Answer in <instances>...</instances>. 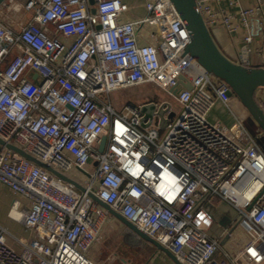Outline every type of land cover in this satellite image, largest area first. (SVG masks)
Masks as SVG:
<instances>
[{
	"label": "built area",
	"instance_id": "built-area-1",
	"mask_svg": "<svg viewBox=\"0 0 264 264\" xmlns=\"http://www.w3.org/2000/svg\"><path fill=\"white\" fill-rule=\"evenodd\" d=\"M91 1L26 0L27 21L5 18L20 8L14 0L0 6V138L85 188L0 145V184L26 200L22 208L16 198L11 214L35 233L18 238L0 226V264H99L86 251L100 240L106 212L89 193L182 264H264L263 131H250L230 87L186 51L190 34L172 0H143L147 13L136 20L125 18L128 0ZM196 1L208 28L247 30L238 60L249 67L253 20L264 36L262 0L238 10L241 23L213 9L211 2L221 0ZM140 24L157 27L156 42L139 44ZM146 83L176 101H154L156 111L170 103L164 128L156 113L142 126L143 103L118 110L111 99ZM256 100L264 110V87ZM217 103L231 123L210 120ZM73 167L89 181L71 177ZM216 200L236 211L250 238L222 259L208 231L215 222L208 205Z\"/></svg>",
	"mask_w": 264,
	"mask_h": 264
},
{
	"label": "crops",
	"instance_id": "crops-1",
	"mask_svg": "<svg viewBox=\"0 0 264 264\" xmlns=\"http://www.w3.org/2000/svg\"><path fill=\"white\" fill-rule=\"evenodd\" d=\"M132 9L126 13V20H136L140 17L145 16L147 13V8L143 0H128ZM264 4V0H262ZM239 5H232L228 0H221L219 2H211L212 7L220 14H229L234 17L235 22L241 23L238 16V10L240 8H250L256 5V0H239ZM210 32L217 46L223 52L224 55L231 58L232 61L239 63V53L244 44V38L248 34L247 30L242 26L237 32H229L221 23H214L210 28ZM138 42L140 45H146L156 42V38H151L152 34L159 36V31L156 26H150L148 24H140L137 26ZM253 41L250 44L251 52L249 53L250 66H257L264 64V36L261 28L258 25L257 20H253L252 29ZM235 108L244 117H249L248 112L243 108L238 100L234 102ZM215 107H220L225 113V118H221L226 122L231 123L232 118L229 113L225 110L222 104L217 103ZM259 130V128H258ZM80 171V170H79ZM81 172V171H80ZM86 175V174H85ZM72 177V176H71ZM79 180L81 183H86ZM10 190L4 185L0 184V226L8 229L12 234L19 237L33 238L35 233L28 230L22 223L14 219L11 210L13 201L17 198L21 202L22 208L26 205V200L23 197L15 196L12 192L10 195ZM99 205V204H98ZM11 206V209H10ZM100 206V205H99ZM210 207L211 213L214 217V224L209 228V234L211 238L219 240L221 249L217 253L219 259L223 258V252H229L230 254H235L241 250L249 241V234L238 224V216L236 211L226 202L221 200H216L208 205ZM106 216L101 227V238L99 241L92 243L86 251L89 258L99 264H105L102 250H105L106 243L108 239L115 235V237L120 241L125 243L127 237L130 238L129 243L124 244L123 254V264H176L172 258L160 250L152 242H147L141 239L136 233L129 231L122 225V223L113 215H111L107 210H105ZM10 210V211H9ZM9 224V225H8ZM238 226L231 233L230 237L222 244L225 236L229 233L235 225ZM93 245V246H92Z\"/></svg>",
	"mask_w": 264,
	"mask_h": 264
},
{
	"label": "water",
	"instance_id": "water-1",
	"mask_svg": "<svg viewBox=\"0 0 264 264\" xmlns=\"http://www.w3.org/2000/svg\"><path fill=\"white\" fill-rule=\"evenodd\" d=\"M6 0H0V6ZM95 0L91 2L94 3ZM175 8L177 9L180 18L183 20L190 34V43L186 51L194 57L202 66H204L208 72L214 75L216 78L224 81L229 87V95L235 97L240 104L245 108L248 114L252 117L258 128L263 131L264 134V110L261 108L256 100V92L260 87H264V64L257 66H244L236 63L224 55L220 48L217 46L210 29L206 25L202 14L198 11L196 0H172ZM92 12H95L93 9ZM178 82L186 89L192 90V84L183 75L178 76ZM176 89L173 90L176 94ZM156 103L154 101L144 103L141 105V111L144 113L142 126H148L150 121L145 122L147 119H151L156 113L160 119V127L166 126V118L164 114L168 111L170 103L164 102L156 111ZM172 114H170L171 116ZM107 137H103L99 150L102 152L105 148ZM0 145L6 146L8 149L17 152L24 158L32 161L36 165L49 170L52 174L59 179L72 183L76 188L81 191H85V188L76 182L74 179L66 176L62 172L55 170L49 164L43 163L37 158L31 156L27 152L21 150L14 144L6 143L0 138ZM90 197L95 200L100 206L107 210L111 215L116 217L127 230L136 233L141 239L152 242L160 250L167 253L176 264H182L176 256L166 247L162 246L154 238L147 235L140 230L133 223L124 218L119 212L112 209L107 203L100 200L93 193H89ZM239 224V223H238ZM235 225L230 229L229 233L225 236L222 244L230 237L231 233L238 226Z\"/></svg>",
	"mask_w": 264,
	"mask_h": 264
},
{
	"label": "rangeland",
	"instance_id": "rangeland-1",
	"mask_svg": "<svg viewBox=\"0 0 264 264\" xmlns=\"http://www.w3.org/2000/svg\"><path fill=\"white\" fill-rule=\"evenodd\" d=\"M25 1L26 0H14V2L20 8L16 10H13L11 8L9 11H6L5 14L7 17L5 18L7 19L10 18L15 21L16 20L17 21H27L30 15L29 16L24 15L23 9L21 8V5L25 3ZM111 99L114 105L116 106V108H118V110H121L123 106L126 105L127 102L140 104V103H144L145 101H149V100H153V101L160 100L161 101L162 99H164V100H168L173 105L176 104V101L172 97L167 96V94L164 93L160 88H156L154 84H150V83H146L138 87L126 88V89H121L119 91H116L111 95ZM225 117H226L225 113L220 107H215L213 111H211V114H210L211 121H214L219 118L224 119ZM246 125L250 129L251 132L253 133L257 132L258 126L250 115L249 117L246 118ZM70 171L71 172H69V175L72 176L73 178L80 179L81 181H84V182L89 181V177L85 175L84 173L80 172L79 169L73 167V169H71ZM11 194L12 193L10 192V195ZM10 209H11V206H10ZM129 241H130V238L127 237L124 242L129 243ZM124 244H123V241L122 240L119 241L115 237V235H112L108 239L106 243V247H105L106 249L102 250L105 264H123V261H124L123 258H125L123 254ZM216 258H218L217 254H216Z\"/></svg>",
	"mask_w": 264,
	"mask_h": 264
},
{
	"label": "bare ground",
	"instance_id": "bare-ground-1",
	"mask_svg": "<svg viewBox=\"0 0 264 264\" xmlns=\"http://www.w3.org/2000/svg\"><path fill=\"white\" fill-rule=\"evenodd\" d=\"M236 194L235 195H237V197H241L242 195H241V192L239 191V190H236V191H234ZM241 195V196H240ZM247 197H249V193H247V194H245ZM14 215H17L15 212H14Z\"/></svg>",
	"mask_w": 264,
	"mask_h": 264
},
{
	"label": "flooded vegetation",
	"instance_id": "flooded-vegetation-1",
	"mask_svg": "<svg viewBox=\"0 0 264 264\" xmlns=\"http://www.w3.org/2000/svg\"><path fill=\"white\" fill-rule=\"evenodd\" d=\"M152 101H153V100H149V101H145L144 103H147V102H152ZM144 103H143V104H144Z\"/></svg>",
	"mask_w": 264,
	"mask_h": 264
},
{
	"label": "trees",
	"instance_id": "trees-1",
	"mask_svg": "<svg viewBox=\"0 0 264 264\" xmlns=\"http://www.w3.org/2000/svg\"><path fill=\"white\" fill-rule=\"evenodd\" d=\"M261 143L264 145V138H263V140H261Z\"/></svg>",
	"mask_w": 264,
	"mask_h": 264
}]
</instances>
